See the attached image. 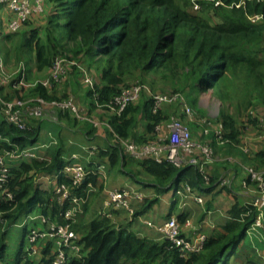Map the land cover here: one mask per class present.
Instances as JSON below:
<instances>
[{
  "label": "trees",
  "instance_id": "obj_1",
  "mask_svg": "<svg viewBox=\"0 0 264 264\" xmlns=\"http://www.w3.org/2000/svg\"><path fill=\"white\" fill-rule=\"evenodd\" d=\"M222 1L227 6H234H213V12L221 21L212 24L207 18L191 12L193 0H45L44 5L47 3L53 7L48 22L50 28L40 33L35 30L31 38L38 68L43 70L51 67L54 59L61 55L60 51L67 49V43L73 44L67 50L70 57L88 63L90 69L95 68L99 73L100 82L94 89H88V95L96 108V102L100 105L108 104L123 88L135 83L145 85L143 81L150 73H163L165 78L183 83V87L194 79V89L202 92L211 90L221 96V99L222 84H241L254 91V99L259 95L263 101L264 21L256 24L249 17L264 16V0H246L239 8L236 5L241 0ZM29 22L30 19L25 24ZM55 32L58 34L53 38L52 33ZM42 35L44 43L41 41ZM66 40L68 42L65 46L63 43ZM131 79L134 83L128 84ZM188 85L191 86L190 82ZM14 94L13 97L19 96L18 92ZM30 94L47 100L66 99L49 96L42 84H38ZM7 99L10 98L7 96ZM153 106V101L147 99L142 105L128 106L121 115H111L109 125L112 133L123 141L133 140L138 144L154 142L159 138V126L171 118L163 108L155 112ZM140 115L145 121V134L138 137L136 130ZM61 116L71 115L68 112H59V117ZM73 119L80 123L74 117ZM219 121L224 126V139L228 140L221 147L213 133L204 135L198 120L200 135L192 132L196 141L210 143L217 157L227 147L236 148L243 136L238 132L231 115L224 114ZM38 135L37 128L21 130L3 120L0 122V136L3 139L8 138L9 141L0 140V150L20 152L29 149L35 145ZM120 140L110 150L100 152L99 156L108 157L112 166L124 164L127 159L139 163L146 172L155 177V187L159 194L167 193L168 187L181 183L212 191L227 177L214 178L202 172L199 167L206 162L198 166L176 167L158 162L154 158L135 160L125 154ZM257 159L264 165V152ZM242 162L264 171V166L259 168L255 164H248L244 159ZM63 163L56 156L51 164L33 160L23 162L18 169L9 170L10 178L3 189L11 193L13 199L8 200L3 195L0 199V264L7 262L6 254L11 243L8 237L10 228L18 224L21 217L32 213L33 208L41 207L43 223L57 224L66 222V211L79 210V206L68 201L60 206L56 195L42 191L34 184L33 178L36 174L55 172L57 175L68 162ZM97 167L99 166L93 168ZM237 168L239 167L234 166V170ZM98 176L100 174L96 170V174H91L80 187H72V194L86 203L91 196L87 187L97 186ZM247 178V184L255 185L248 176ZM58 181L70 183L69 178H58ZM228 188L226 186L222 189L229 190ZM147 202L153 203L152 200ZM253 202L245 206L235 203L228 212L231 220L225 226L224 234L207 240L200 253L192 254L188 258H183L178 249L173 248L167 240L151 243L133 232L117 229L112 221L113 217L101 212L79 241L88 250L87 255L81 259H69L66 264H123L125 259L139 262L138 264H229V260H222L225 252L229 247L241 243L257 217L258 212ZM134 211V217L141 214L136 208ZM115 212L111 211L112 216ZM178 221L183 224L185 216ZM29 222L24 220L21 224L24 241L25 237L28 239L31 231L28 230ZM24 241L19 246L15 264H19L25 255ZM47 242L43 263L53 264L55 245L51 240Z\"/></svg>",
  "mask_w": 264,
  "mask_h": 264
},
{
  "label": "crops",
  "instance_id": "obj_2",
  "mask_svg": "<svg viewBox=\"0 0 264 264\" xmlns=\"http://www.w3.org/2000/svg\"><path fill=\"white\" fill-rule=\"evenodd\" d=\"M52 12V5L46 3L43 13L34 14L30 18V22L24 24L18 32L10 33L9 24L14 18V14L6 7L0 8V51L5 61L6 69L11 74H16L22 70L23 73L26 74L29 83L42 84L51 81L50 85L46 88L49 96L59 98L72 97L78 101L81 100L85 105L90 107L88 111L90 115H93V117L97 119H106L107 122L101 121L99 127L90 125H88L90 126L88 127L85 123H77L72 116H61L58 117V120L53 119L51 113L46 114L42 118L35 119L28 117L31 123H29L30 127L39 130L35 145L29 148L35 154V157L25 160L17 156H8L6 161L9 168L18 169L23 162H30L33 160L51 164L56 156L64 162L63 164L77 157V162L88 169L95 166L101 167L100 176H98L99 184L94 187L92 185L87 187V190L90 191L92 196L90 203L87 201L79 206L78 217L71 224V230L76 233L81 240L84 234L88 232L91 222L101 214L106 199L105 192L109 189H121L131 193H140L144 197L141 202L133 201L132 203L133 207L136 208L138 212H141L140 215L131 217L127 211L119 210L112 216V221L117 229L133 232L151 243H160L165 240L163 235L157 231L154 226L162 225L170 218L179 219L182 216H185L183 234L193 242H198L202 236H205L207 241L223 235L225 226L231 220L228 212L235 203H239L240 206H245L251 204L257 196L255 185L246 183L248 179L247 174L241 168L234 170V165L226 162L225 159L227 157L224 156H228L225 155L226 153H231V156H239L240 158L234 157L242 161L244 159L248 164H255V166L259 168L264 166L262 162L257 159L258 155L264 152V144L261 143L263 141L258 138V131H256V128L253 127L249 129L245 135L240 137L242 142L240 148H248L250 150L249 154L244 155V152L235 146L236 148H233L231 152L222 150L218 157L220 158L218 162L203 163L199 167L202 172L214 178L227 176L231 180V184L228 188L229 190L222 189L221 185L212 191L201 189L199 186L189 185L192 190L189 192L186 189L189 186L185 183H181L180 185L173 184L168 187L167 193L159 194L155 187V177L146 172L139 163L127 159L124 164L119 163L118 165L112 166L108 157L99 156L100 152H106L110 150L111 147L116 146L118 141L108 127L112 114L110 115L108 112H103L107 114L106 116L99 114V110L101 109L94 106L91 96L88 95L89 90L83 89V91H81V88L85 86L80 85V68H77L74 63L72 65L76 70L67 66L68 72L69 70L74 71L73 79H70L67 83L65 82L67 78L60 83L54 81L52 65L43 70L38 68L36 51L32 46L33 43H31L32 33L35 30L40 33L47 29L49 16ZM42 37L44 40L43 35L41 38ZM13 41L17 46L16 51L12 50L11 42ZM76 78H78L79 82L76 81ZM13 85L14 84H11L10 86L0 88V94L6 97L8 96L11 99L15 95ZM64 85L66 87H64ZM30 92L31 90H28L25 94H30ZM143 101L144 98L138 104L142 105ZM3 120H5V118L0 110V122ZM194 126L195 125H193L192 128ZM136 133L138 137L145 134V121L142 119V115L139 116V126ZM198 134L200 135V131ZM3 140L9 141L8 138H4ZM91 148H98L96 155L90 154L89 151ZM33 179L34 184L40 187V190L48 192L51 195H56L58 204L64 206L63 200L57 194L59 181L55 172L49 174H36ZM173 187H175L174 191L170 192ZM177 191H180V194L177 193ZM2 195L3 190L0 188V199ZM196 197L202 198L203 204H199L195 200ZM151 200L153 203L147 202ZM41 212L42 209L39 206L33 208L32 213H28L25 217L23 216V221H30L28 230H44L49 228L53 223H43V214ZM23 217H21V219ZM29 217L32 219H29ZM21 219L18 224L10 228L8 235L10 238L9 240H14V243H19V246L24 241L22 234L23 228L21 225L23 221ZM188 221L190 225L186 224ZM147 223H152L154 226H150ZM260 233L263 234L264 230L251 236L247 233L238 246L229 247L227 249L222 260H229V264L263 263L264 241L262 238H259ZM17 235L20 236V240L17 239ZM47 241L48 240H42L35 245H31L28 244V239L25 237L23 251L25 255L22 256L19 264H44V249L48 244ZM87 253L88 250L85 248L84 244H80L79 250L73 248L67 250L70 260L81 259L86 256Z\"/></svg>",
  "mask_w": 264,
  "mask_h": 264
},
{
  "label": "built area",
  "instance_id": "obj_3",
  "mask_svg": "<svg viewBox=\"0 0 264 264\" xmlns=\"http://www.w3.org/2000/svg\"><path fill=\"white\" fill-rule=\"evenodd\" d=\"M45 0H0V8L6 7L13 14L14 18L9 24V32L16 33L21 27L35 14L44 12ZM216 5H220L219 0H216ZM262 15L254 16L260 18ZM60 58V57H59ZM56 58L52 64V75L54 81L57 83L62 82L68 75L66 61ZM83 76V81L86 86L94 89L95 83L87 72L86 68H80ZM51 81L42 83L47 88ZM13 85L14 91L19 93V96L7 99L6 96L0 94V110L4 115L5 120L15 126L18 129L26 130L30 128V124L27 120L28 117L41 118L44 113L49 111L53 116V119L58 120L59 112H68L72 117L79 122L86 121L92 123L95 127H99L101 122L96 121L88 116L89 112L85 108L79 106L74 98L69 97L66 99H54L47 100L42 96H31V98H21L22 94H25L28 90L35 89L39 83H29L27 81L26 74L23 71H19L16 74H11L7 71L5 61L0 51V88L4 86ZM149 90L144 84L135 83L128 88H123L122 91L115 96L108 104L100 105L96 102L98 108L104 109L112 115H121L128 106L132 104H138L145 93ZM213 92L211 90L205 92L207 100L212 101L216 105L215 98H212ZM153 101V109L156 112L158 109L163 108L165 105H184V116L189 117V121L193 120L195 111L187 105L184 95L181 93L173 94H155L151 96ZM258 122V138L264 141V115L257 116ZM203 129L205 136L213 133L216 137L218 145H224L228 143V140L224 139V126L217 118H202L199 121ZM108 127L111 129L110 125ZM113 132V131H112ZM159 138L154 142L147 144H138L131 140H120L115 133V137L123 143L124 152L127 156L143 161L147 158H154L158 162H165L176 167H183L186 165L198 166L202 162H215L217 156L213 146L203 144L196 141L193 138V133L186 121L181 120L178 117H172L167 123H163L158 128ZM0 140L3 138L0 136ZM244 153H249L248 148H243ZM91 155H96L98 148L90 149ZM11 156H17L22 159H29L35 157V154L30 150H22L20 152H9L7 150H1L0 152V188L3 190V196L8 200L13 199L11 193L6 192L3 187L10 178V168L7 165L6 158ZM225 161L241 168L251 181L255 184L257 196L253 202V206L257 209V217L252 224L249 235H253L260 230H264V171L257 170L256 168L246 165L240 159L235 157H228ZM101 172V167L88 169L81 163L77 162V157H74L68 162L62 171L57 174L60 178H69L70 183H59L57 186V194L63 200L64 203H72L76 206H80L85 203V200H81L72 194V187H80L91 174ZM231 180L226 177L221 180V187L230 186ZM191 192V188H186ZM106 200L102 209L103 214H107L112 217L111 211L124 210L127 211L130 216H133L135 211L133 207V201L141 202L143 196L140 193H131L121 189H109L106 191ZM180 194V191H177ZM195 200L199 204H203V199L196 197ZM77 209L68 210L65 212V223L57 224L52 223L49 228L44 230H31L28 235L29 244L34 245L41 240H51L55 245V258L53 264H66L69 261L67 250L73 248L75 250L80 249L79 236L71 230V224L74 221L77 213ZM150 226H154L152 223H147ZM186 224L190 225L188 221ZM159 231L165 240L171 243L172 247L178 249L183 258H188L192 254L200 253L206 242V237L202 236L198 242L189 240L183 234V224H181L177 218H170L162 225L154 226ZM264 241V236L261 237ZM258 264H264L258 263Z\"/></svg>",
  "mask_w": 264,
  "mask_h": 264
},
{
  "label": "rangeland",
  "instance_id": "obj_4",
  "mask_svg": "<svg viewBox=\"0 0 264 264\" xmlns=\"http://www.w3.org/2000/svg\"><path fill=\"white\" fill-rule=\"evenodd\" d=\"M201 1V2H199ZM193 0L192 2V7L190 8L191 12L194 15H199V16H203L205 18H207L212 24H218L220 23V19L218 18L217 15H215V13L213 12V6H215V8L218 7V5H216V0ZM246 2V0H241V3L237 4L236 7H241L242 5H244ZM219 7L223 6V7H227V8H232L234 5L231 6H227L222 0H219ZM41 14V13H40ZM257 16V15H255ZM254 16L249 17V19L256 24L262 23L264 21V16L260 17V18H255L253 19ZM50 28V23L47 26V29ZM46 29V31H47ZM58 33H52V37L54 38ZM42 43L45 41L41 40ZM55 42V41H54ZM68 41L66 40V42H64L63 44L66 46V43ZM11 46H12V50L16 51L17 46L14 44V41L11 42ZM73 44H68L67 43V49H64L63 51H60L59 56H57L56 58L59 59H63L66 61V65L70 68H72L73 70H76L73 68V63L76 65L77 68H86L87 72L89 74V76L91 78H93L95 85L98 84L100 82V77H99V73L95 72V68L90 69L88 66L89 64L87 63H83L81 61H78L77 59H72L70 57V53L68 54L67 50L68 47H72ZM15 48V49H14ZM56 58L54 59V61L56 60ZM53 61V62H54ZM73 70H69L68 75H67V79L65 80V82L67 83V81H69L70 79H73L74 75V71ZM81 73V77H80V85H84L85 87H82L81 91H83V89H89L90 87L86 86V84H84L83 79H82V72L81 70H79ZM149 76H146L145 80L143 81L146 85V87L148 88V92L144 94V96L142 97V99L144 98V100L146 99H151L152 95L155 94H173L176 92H181L184 97H185V101L187 103L188 106H190L194 111L195 114L193 115V120L192 122H190L188 119L189 117H185L184 116V105L183 104H176V105H165L163 107L164 112H166V115L170 116L169 118L172 117H178L183 121H186L187 126H189V128L191 129V131L193 133H195V135H199V131L200 127L197 123V120L199 121L202 118H217L218 120H220L221 116L224 114H229L233 117L235 123H236V128L238 130V132H240L242 135H245L249 129L251 128H256L257 122H258V118H256V116H262L264 115V100L262 101L261 98L259 97V95L257 96V99H254V91H251L249 89H247L246 87H243L241 84H230L228 83L227 85L224 83L222 84L220 90L223 93V97L221 99V96H218L217 93L211 96L212 98H215L216 100V105L212 103L211 99L207 100L206 96H205V92L207 91H197L196 89H194L193 87V80H190V84L191 86H189V82L187 84L186 87H183V83H179V82H174L172 79H168L165 78L163 73H158L157 75H153V73L148 74ZM76 81L79 82L78 78H76ZM64 82V83H65ZM133 79L129 80L127 83L128 84H133ZM78 84V83H77ZM76 84V85H77ZM75 85V86H76ZM68 86V85H67ZM70 86V85H69ZM64 87H66L64 85ZM152 88V89H151ZM222 89H224L222 91ZM31 94L26 93V94H22L21 98L27 99V98H31ZM64 96V95H63ZM225 96V97H224ZM59 98V97H56ZM141 99V100H142ZM77 104L83 108H85L86 111H89V106L85 105V103L83 101H78L76 99H74ZM143 104V103H142ZM101 109V108H98ZM99 114H102L103 116H106L107 112L104 111L103 109L99 110ZM106 112V113H103ZM50 113L49 111H47L46 113H44L42 115V117H44L46 114ZM109 115V114H108ZM111 115V114H110ZM109 115V116H110ZM53 116V115H52ZM88 116L90 118L95 119L98 122H107L106 119L103 118H94L93 115L88 114ZM31 118H38V117H32ZM41 117V118H42ZM106 118V117H105ZM168 118V119H169ZM28 120V118H27ZM170 121V120H169ZM29 122V120H28ZM30 123V122H29ZM85 123L86 126L90 125V126H94L92 123L86 122V121H82L80 122V124ZM167 123V122H166ZM31 124V123H30ZM195 125L194 127L196 128H192V126ZM88 126V127H90ZM95 127V126H94ZM96 130V129H95ZM256 131H258V127L256 128ZM117 141H119V139L116 138ZM133 141V140H131ZM210 142V140H208ZM241 141V140H240ZM135 142V141H134ZM121 143V141H120ZM137 143V142H136ZM264 144V141L261 142ZM242 144V142L240 143ZM240 144L236 145V147H238L241 151L242 149L240 148ZM123 143H122V145ZM223 146V145H221ZM220 146V147H221ZM232 148L227 147L226 152H231ZM243 152V151H242ZM225 155L228 156H224V157H238L236 155L231 156V153H226ZM219 157V156H218ZM217 157V161H219L220 158ZM175 187H173V189L170 191H174ZM107 191V190H106ZM105 194H107L105 192ZM92 196H90L88 203H90ZM106 200V199H105ZM78 212L76 213V217L74 220L77 219L78 217ZM24 217L21 219L23 221ZM264 236L263 234H259V238L261 239V237ZM17 239L20 240V236L17 235ZM29 244V241H28ZM9 251L6 254V264H15V260H16V256L18 254V249H19V243H14V240H11V243L9 244ZM32 258V257H31ZM35 258V257H33ZM139 262H134V261H130L125 259L123 264H138Z\"/></svg>",
  "mask_w": 264,
  "mask_h": 264
}]
</instances>
